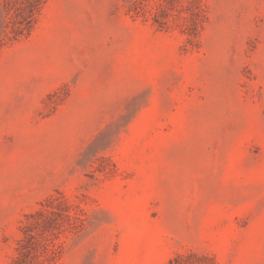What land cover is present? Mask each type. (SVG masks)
Listing matches in <instances>:
<instances>
[{"label": "rangeland", "instance_id": "rangeland-1", "mask_svg": "<svg viewBox=\"0 0 264 264\" xmlns=\"http://www.w3.org/2000/svg\"><path fill=\"white\" fill-rule=\"evenodd\" d=\"M0 264H264V0H0Z\"/></svg>", "mask_w": 264, "mask_h": 264}]
</instances>
